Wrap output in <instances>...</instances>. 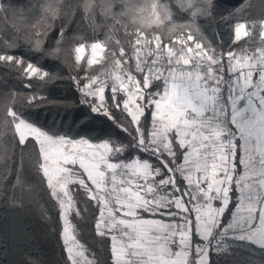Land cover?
Segmentation results:
<instances>
[{
	"label": "snow or ice",
	"instance_id": "6c2138e0",
	"mask_svg": "<svg viewBox=\"0 0 264 264\" xmlns=\"http://www.w3.org/2000/svg\"><path fill=\"white\" fill-rule=\"evenodd\" d=\"M9 11L17 14L11 0H0V13ZM249 27L236 23L235 40L249 36ZM126 34L132 39L88 46L89 65L112 59V82L85 76L76 85L91 113L110 120L129 137L128 145L112 137L50 134L9 109L18 144L32 145L37 170L58 205L70 264H93L71 220L80 215L81 192L98 209L97 233H111L113 264H209L208 245L193 238L210 244L216 229L222 238L239 229L234 239L264 248V48L238 56L217 52L192 32L170 44L142 31ZM85 47H75L76 61ZM0 62L19 66L29 79L48 77L39 65L12 55L0 54ZM113 109L124 114L127 126ZM238 150L244 172L236 176ZM233 185L236 210L222 225Z\"/></svg>",
	"mask_w": 264,
	"mask_h": 264
},
{
	"label": "trees",
	"instance_id": "16d2710c",
	"mask_svg": "<svg viewBox=\"0 0 264 264\" xmlns=\"http://www.w3.org/2000/svg\"><path fill=\"white\" fill-rule=\"evenodd\" d=\"M122 1L126 0H106L105 8L100 0H11L17 14L0 13V54L37 64L48 73L43 80L29 79L19 66L0 62V264H70L61 239L58 205L37 170L32 145L18 144L14 132L17 121L12 120L9 109L50 134L112 137L129 144V137L110 120L91 113L76 85V80L86 82L84 77L90 75L111 83L106 70L112 59L106 57L86 69L76 62V46L116 39L126 42L132 39L126 33L140 31H152L163 43L170 44L176 40L173 38H184L192 32L210 41L217 52H225L234 41V25L246 23L254 25L249 50L264 48L258 28L264 21V0H211L210 6L208 0H192L195 13L184 9L180 0H157L166 18L162 28L155 31L133 21L123 11ZM117 22L121 26L114 30ZM175 29L178 31L171 32ZM112 114L127 126L124 114L115 109ZM145 124L151 127L150 117ZM239 151L236 172L240 169ZM76 200L81 212L79 216L73 214L71 220L77 240L93 264H113L110 236L99 235L95 228L98 209L92 202L85 203L83 192ZM236 204L233 185L222 225L230 220ZM226 241L227 246L221 250L208 251L209 264H264V248L228 236ZM193 243H201L200 238L195 236Z\"/></svg>",
	"mask_w": 264,
	"mask_h": 264
},
{
	"label": "rangeland",
	"instance_id": "374dc122",
	"mask_svg": "<svg viewBox=\"0 0 264 264\" xmlns=\"http://www.w3.org/2000/svg\"><path fill=\"white\" fill-rule=\"evenodd\" d=\"M105 2H106V0H100V4H102L101 6H104L106 8L107 7V4ZM180 2H181V4H182V6H183L184 9L191 10L193 13L197 12V9L194 7V4H193L192 0H180ZM122 6H123V9H124L123 11L124 12H127L128 15L130 16V18L133 19V21H135L136 23L142 24V25H149L152 28L153 31H155L157 29H161L162 26L164 25L163 19L166 18V17L163 18L162 11H161V9L159 8V6L157 4V0H126V1H122ZM164 12H165V10H164ZM249 26H250L249 27V33H250L249 36H242V38L240 40H238V41L235 40V38H234V43L235 44L233 45L232 48L227 49L225 52L235 51L238 56L239 55H244V54H247V55L251 56L252 53L255 52L256 50L262 49V48H257L253 52L251 50H249V48L251 46V43H252V37L254 35L253 34L254 25H249ZM258 28L260 30L259 40L264 41V35H261V33H264V21L259 25ZM174 31H178V29L171 30V32H174ZM173 39H177V37L176 38H173ZM90 44L85 45L86 46L85 47V50L81 54L82 55V59L79 62L76 61L78 64L83 65L86 69L92 68L93 66H97L103 60V59H100L98 63H93L91 65L88 64V60L92 58V56H91V49H90V47H88ZM241 50H243V52H241ZM250 51H251V53H250ZM75 57H76V53H75ZM95 76L96 75H90L88 77H95ZM110 77H112V78H110ZM110 77L109 78L111 80L114 78V76H110ZM254 77H255V73H254ZM238 143H240L239 140H238ZM240 156H241V151H239L238 160L240 159ZM236 160H237V158H236ZM239 165H240V163H239ZM243 172H244V169L240 165V169H239L238 172H236L235 175L236 176H239ZM161 194H163V193H161ZM213 206L214 207H220L221 205H220V202L219 201H214L213 202ZM235 210H236V206H235L233 212ZM257 215H258V213H257ZM194 216H195V213H193V217ZM144 218L159 219V218H153V217H144ZM231 220H232V214H231V218L227 222V224ZM165 222L166 223H171L172 221L165 220ZM177 222H179V221H177ZM256 223L258 224V219H257ZM216 231H220V229H216ZM152 234L153 235H160L159 233H156V232H153ZM239 234H240L239 229H231V230L228 231V233L226 234V236L234 238L236 235H239ZM109 236H110V233H109ZM200 240H201V238H200ZM246 242H248V241H246ZM206 243H207V241L201 240V243L200 244L206 245ZM249 243H251V242H249ZM111 245H112V241H111ZM254 245H256V244H254ZM64 248H65V246H64ZM75 250H77V249H74V251ZM176 250H178V248L173 247V251H176ZM209 250L210 249H208V251ZM211 250H213V249H211ZM219 250H221V249H217V250H214V251H219ZM67 257H68V255H67ZM88 259L90 261H92L91 258L88 257Z\"/></svg>",
	"mask_w": 264,
	"mask_h": 264
},
{
	"label": "built area",
	"instance_id": "2783aa9c",
	"mask_svg": "<svg viewBox=\"0 0 264 264\" xmlns=\"http://www.w3.org/2000/svg\"><path fill=\"white\" fill-rule=\"evenodd\" d=\"M146 36H153L154 34L152 32H147V33H144ZM133 67H134V62L130 61L129 62ZM116 69H114L113 67V64H112V61L108 64L107 66V74L110 75V76H114V73H115ZM133 74H135V72H133ZM255 80H258V76L255 74V77H254V81ZM230 127V125H229ZM118 234V232H117ZM111 235V233H110ZM213 236L215 238H211L210 237V241L211 243L209 244V242L207 241L206 245H208V249H213V250H217V249H222L224 247L227 246V241H226V235L222 238L220 236V231H216L214 230V233H213Z\"/></svg>",
	"mask_w": 264,
	"mask_h": 264
},
{
	"label": "crops",
	"instance_id": "0c3cea01",
	"mask_svg": "<svg viewBox=\"0 0 264 264\" xmlns=\"http://www.w3.org/2000/svg\"><path fill=\"white\" fill-rule=\"evenodd\" d=\"M234 44H235V43H234V41H233V43H232V45L229 47V49L232 48ZM201 240H202V239H201Z\"/></svg>",
	"mask_w": 264,
	"mask_h": 264
}]
</instances>
